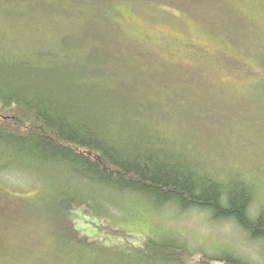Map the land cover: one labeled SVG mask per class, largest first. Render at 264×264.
<instances>
[{"label":"rangeland","instance_id":"obj_1","mask_svg":"<svg viewBox=\"0 0 264 264\" xmlns=\"http://www.w3.org/2000/svg\"><path fill=\"white\" fill-rule=\"evenodd\" d=\"M115 7L110 39L97 34L88 45L95 47L67 60L94 68L109 59L104 70L114 76L115 91L151 93L145 101L164 97L172 116L155 122L170 143L185 142L224 179L239 174L264 186V0H124ZM18 18L15 29L25 24ZM13 27L0 31V53L33 52L26 41L10 42ZM162 106L145 104L154 113ZM29 167L30 174L0 172V264H137L133 253L150 236L182 241L191 254L181 264H204L209 253L188 246L184 226L168 209L133 204L127 215H104L76 207L70 221L54 219L57 189L36 175L50 172ZM78 238L90 241L82 247Z\"/></svg>","mask_w":264,"mask_h":264},{"label":"trees","instance_id":"obj_2","mask_svg":"<svg viewBox=\"0 0 264 264\" xmlns=\"http://www.w3.org/2000/svg\"><path fill=\"white\" fill-rule=\"evenodd\" d=\"M119 1L124 0H0V16L10 19L4 24L0 17V31L24 17L22 28L13 27L10 42L15 37L27 42V50H34L16 58L0 53V172L30 174V165L46 168L50 175H36L57 189L52 216L56 220L70 221L76 207L127 215L129 205L166 210L169 201L179 199L182 208L212 207L216 217L234 215L253 236L264 235V216L253 224L244 214L250 185L236 177L239 174L230 177L227 185L218 182L227 179L190 152L185 142L170 143L171 137L156 126L155 120L172 116L161 104V93L145 101L151 93L147 98L115 91L110 83L114 76L104 70L109 59L94 68L67 60L95 47L88 45L97 34L106 42L110 39L108 24L116 31ZM54 24L60 27L53 34ZM259 61L264 70V57ZM89 82L94 85L83 86ZM146 102L165 110L154 113ZM225 187L229 208L218 203ZM87 236L83 233V238ZM89 239H79L80 245H88ZM146 239L142 252L133 253L137 264L189 260L191 251L182 241ZM205 258L241 264L229 254L205 253L204 264H211Z\"/></svg>","mask_w":264,"mask_h":264},{"label":"clouds","instance_id":"obj_3","mask_svg":"<svg viewBox=\"0 0 264 264\" xmlns=\"http://www.w3.org/2000/svg\"><path fill=\"white\" fill-rule=\"evenodd\" d=\"M216 180L227 185L229 179ZM244 182L250 185L251 195L244 214L250 223L255 224L264 216V186ZM218 203L224 208L231 206L227 187L221 190ZM167 208L184 226L190 248L204 247L212 255L229 254L241 264H264V235L253 236L236 216L216 217L214 208L195 204L182 208L179 199L169 201ZM219 264L228 262L222 260Z\"/></svg>","mask_w":264,"mask_h":264}]
</instances>
